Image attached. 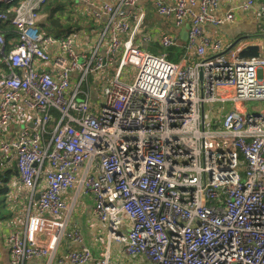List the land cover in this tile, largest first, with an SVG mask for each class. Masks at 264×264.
I'll return each instance as SVG.
<instances>
[{"label": "built area", "instance_id": "2783aa9c", "mask_svg": "<svg viewBox=\"0 0 264 264\" xmlns=\"http://www.w3.org/2000/svg\"><path fill=\"white\" fill-rule=\"evenodd\" d=\"M47 1L0 0L7 7L0 23L13 31L8 40L0 32V134L16 124L14 105L33 113L0 141L3 165L14 163L21 186L36 198V213L5 239L10 264L52 255L61 239L76 248L57 263L92 261L82 234L55 220L66 212L63 193L77 185L107 224V243L128 258L264 264V57L237 58L204 35L203 25L222 22L209 12L217 0L153 2L176 29L188 22L184 54L197 58L190 64L184 55L171 62L134 43L145 18L134 11L140 0H79L98 31L90 52L80 53L71 34L42 30ZM259 13L264 20V6ZM179 38L162 34L157 42L165 50ZM128 66L131 83L123 80ZM110 71L102 102L91 105L82 85ZM52 110L58 118L48 133ZM98 264H112L108 246Z\"/></svg>", "mask_w": 264, "mask_h": 264}, {"label": "crops", "instance_id": "0c3cea01", "mask_svg": "<svg viewBox=\"0 0 264 264\" xmlns=\"http://www.w3.org/2000/svg\"><path fill=\"white\" fill-rule=\"evenodd\" d=\"M96 5L98 3H112V0H93ZM172 3L173 0H164ZM154 0H140L135 12H143L145 14L143 29L141 34L134 40V43L148 52L159 55L160 50L157 40L160 35H179L187 33L188 22L181 28L174 27L173 18L169 19L160 16L153 5ZM246 0H217V6L211 9L210 15L219 18L222 22L219 25L205 24L203 25V33L210 39L221 41L225 46L226 52L235 55L237 58L247 59L255 56L264 57V20L260 16L259 6H264V0H254V5L248 9H243ZM90 7L79 0H48L42 7L41 28L47 33L54 35L67 36L71 34L74 39L75 50L80 52H90V47L97 38L95 30V22L90 18ZM228 13H232L231 21L224 20ZM142 37L147 40L144 43ZM124 39V37H123ZM183 42V41H182ZM184 43V42H183ZM208 54H211L207 51ZM185 63L190 64L196 61V56L189 52L183 54ZM113 71L103 74V80L97 76H89L88 81L82 85L81 90L88 93V101L91 105H99L104 98V89L108 85L109 78ZM79 72H74L71 76V87L73 89L77 85ZM259 80H264V69L258 72ZM83 98V95H80ZM99 98L97 102V99ZM14 116L16 118L15 125H9L6 130L0 134V141L9 139L14 136L19 126L33 117V113L24 109L22 106L14 105ZM52 130V129H51ZM50 130V131H51ZM48 131V133L50 132ZM48 135H45V138ZM0 170L7 173L8 193L5 196L7 204V215L0 218V264H10V253L6 246L5 239L11 230L22 231L28 214L36 213L35 201L33 197L30 200L29 191L21 186L18 175L16 174L15 164L9 163L3 165V158L0 157ZM82 175V169L78 171L77 176ZM63 199L66 203V212L63 216L55 218L59 223H64L67 231L77 230L82 234L86 247L92 253V261L88 264H98V258L103 254V250L108 246L111 259V243H107L106 223L98 221L92 213L93 198L86 193L79 185L73 189L63 193ZM98 234H104L105 239L100 238ZM43 239L44 236L42 235ZM103 244L101 254L98 253L97 241ZM76 247L70 245L65 239L57 244L52 255L47 257L35 258L24 262V264H59L55 259L58 256ZM126 262L123 264H139L137 259L125 257ZM111 262L115 264L114 261ZM121 264V263H120Z\"/></svg>", "mask_w": 264, "mask_h": 264}, {"label": "trees", "instance_id": "16d2710c", "mask_svg": "<svg viewBox=\"0 0 264 264\" xmlns=\"http://www.w3.org/2000/svg\"><path fill=\"white\" fill-rule=\"evenodd\" d=\"M20 1H22V0H16V3L20 2ZM6 9H7V7L0 5V11L1 12H5ZM0 32L4 35L6 40H8L11 36H13L12 27L10 25H8V23H0ZM178 41L179 42H178L177 46L170 47L166 50L167 59L171 62H178L180 59H182V56L185 52L184 43L182 42L181 38H179ZM8 50H9V48L7 46V51ZM158 52L162 53L164 51L162 49H160V50H158ZM1 172H3V171L0 170V218L5 217V215H7V204H6L5 196L8 193V179H7V175H6L7 173L3 174ZM16 174H17V172H16ZM133 259H135V258H133Z\"/></svg>", "mask_w": 264, "mask_h": 264}, {"label": "rangeland", "instance_id": "374dc122", "mask_svg": "<svg viewBox=\"0 0 264 264\" xmlns=\"http://www.w3.org/2000/svg\"><path fill=\"white\" fill-rule=\"evenodd\" d=\"M166 50L167 49H165L163 51L167 54ZM90 76H94V75H90ZM134 76H135V70H134L133 67L128 66V67H126L124 69V71H123V80L125 82L131 83L132 80L134 79ZM98 100H99V98L97 99V102H100ZM50 114H51V121H50L49 125L47 126V131H50L53 128V126H54V124H55V122H56V120L58 118V114H57L56 111L52 110ZM98 236H100V238H102V239H105V235L104 234H98ZM96 245L98 247V253L97 254H101V252L103 250L102 242L99 240V241H97ZM121 250L122 249H121L120 245H117L114 242H111V248H110L111 259H112V261L115 262V264H120V263L123 264L122 262H126V260L124 258L125 255L122 253ZM137 260H138L139 264H144L143 260H141V259H137Z\"/></svg>", "mask_w": 264, "mask_h": 264}, {"label": "water", "instance_id": "95a60500", "mask_svg": "<svg viewBox=\"0 0 264 264\" xmlns=\"http://www.w3.org/2000/svg\"><path fill=\"white\" fill-rule=\"evenodd\" d=\"M181 40L183 42H186L187 41V33H183V35L181 36Z\"/></svg>", "mask_w": 264, "mask_h": 264}]
</instances>
